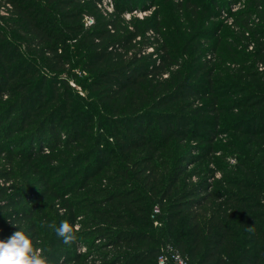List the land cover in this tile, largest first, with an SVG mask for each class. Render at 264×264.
Here are the masks:
<instances>
[{"label":"trees","instance_id":"1","mask_svg":"<svg viewBox=\"0 0 264 264\" xmlns=\"http://www.w3.org/2000/svg\"><path fill=\"white\" fill-rule=\"evenodd\" d=\"M144 1L0 0V239L25 231L49 264H159L167 245L264 264L260 0L236 13L242 43L209 25L220 0L127 16ZM200 38L217 42L191 57Z\"/></svg>","mask_w":264,"mask_h":264},{"label":"rangeland","instance_id":"2","mask_svg":"<svg viewBox=\"0 0 264 264\" xmlns=\"http://www.w3.org/2000/svg\"><path fill=\"white\" fill-rule=\"evenodd\" d=\"M152 1H154V2H149L148 0H146V2L144 1L145 3L148 2L146 4V7H148V8L145 11L134 10V12L128 13L127 16H129V14H130V15H136V16L141 17L140 15L143 16V15L150 14L152 11L155 10V8L158 6V4L160 2V0H152ZM175 1H178V0H175ZM179 1H181V0H179ZM256 1L257 0H220V5L218 4L216 6H213V8L210 10V19H209L210 24L209 25L210 26H213L214 25L215 27L220 26V29L222 28L221 30H219L220 33H224V34L225 33L228 34V32L233 33L234 34V38L238 42L242 43V40L240 38V32H238L239 27L235 23L236 13H238L239 11H242V10L246 9L247 7L250 6V4H252V3L256 2ZM260 3H261L260 9H264V0H260ZM250 7L252 8L253 6H250ZM181 23H183V22L179 21L178 25L181 24ZM226 38L227 39H224V41H221L219 43V46L217 48V51H214V50H212V51L211 50H206V53L204 54L203 59H204V57L205 58H209V59L210 58L212 59V57L214 59H216L217 57H219V58H221L223 60L228 55H230V52L228 51L227 46L229 45V42H230L231 38H228V35H227ZM209 39H210V37H209ZM199 40L196 41V43H194L193 46H192V48H191L192 49L191 50V53H190L191 54V57H195L196 54L203 53V51H205V49H207L209 45L217 42V38H211V40L208 42V44H206L205 46H203L202 43H205L203 41H205L206 38L205 39L204 38H200ZM201 41H202V43H201ZM199 43L203 47L202 46L199 47ZM240 46H241V44H240ZM198 47H199V50L197 49ZM222 49H223V51H222ZM151 50L152 49H150V51H148V52H151ZM154 57H156V55ZM183 60H184V63H188V61H189V59H187L186 56L185 57L183 56ZM216 62L213 61V63H211V65H210V67H214V63H216ZM218 64H219V62H217L215 64V66L218 67ZM79 75H83L84 76L85 73L84 74L81 73ZM64 77H67L68 79H70V83H71L72 86H75L76 87V91H78L77 89H79V91L86 92L80 86H78V85L76 86V84H75L76 83L75 82L76 79L73 78L71 75H64ZM226 116H228V115H226ZM65 130H67V129H65ZM66 133H64V136L65 137L68 136ZM224 137H227V135H223V137H220V141ZM220 177H221V174H218L216 176L215 181L218 180ZM192 179L195 180L196 177H193ZM70 196H72V195H70ZM59 212H60L61 215L64 213V211L61 210V209H59ZM50 215H51L50 217H52V216L53 217H57L56 214L54 213L53 209L50 211ZM155 224L157 225V223H155ZM78 227H79V225H78Z\"/></svg>","mask_w":264,"mask_h":264},{"label":"clouds","instance_id":"3","mask_svg":"<svg viewBox=\"0 0 264 264\" xmlns=\"http://www.w3.org/2000/svg\"><path fill=\"white\" fill-rule=\"evenodd\" d=\"M13 227L17 225L13 223ZM47 227L54 230L65 244H71L76 240V228L67 221H62L59 226L51 223ZM0 264H49V262L43 254V249L34 246L33 240L25 231L19 229L7 241L0 239Z\"/></svg>","mask_w":264,"mask_h":264},{"label":"built area","instance_id":"4","mask_svg":"<svg viewBox=\"0 0 264 264\" xmlns=\"http://www.w3.org/2000/svg\"><path fill=\"white\" fill-rule=\"evenodd\" d=\"M108 10L111 11L112 9L110 7H108ZM140 16H142V15H140ZM253 19H255V17H253ZM253 49H254L253 45L248 46V50H253ZM260 70L264 71V66H261ZM158 210L159 209L156 208V211H158ZM87 251H88L87 246H85V245L78 246V252L79 253H86ZM158 262H159V264H166V263L189 264L187 258L184 255H182L180 252L174 250V248L169 246V245H167L166 247L161 249L160 254L158 256Z\"/></svg>","mask_w":264,"mask_h":264}]
</instances>
